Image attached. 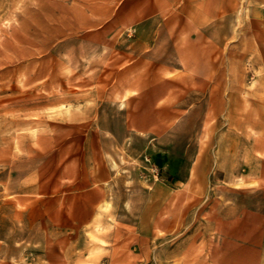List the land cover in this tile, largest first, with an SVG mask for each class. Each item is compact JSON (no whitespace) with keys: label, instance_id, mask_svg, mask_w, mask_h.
Listing matches in <instances>:
<instances>
[{"label":"rangeland","instance_id":"rangeland-1","mask_svg":"<svg viewBox=\"0 0 264 264\" xmlns=\"http://www.w3.org/2000/svg\"><path fill=\"white\" fill-rule=\"evenodd\" d=\"M206 262L264 264V0H0V264Z\"/></svg>","mask_w":264,"mask_h":264},{"label":"crops","instance_id":"crops-1","mask_svg":"<svg viewBox=\"0 0 264 264\" xmlns=\"http://www.w3.org/2000/svg\"><path fill=\"white\" fill-rule=\"evenodd\" d=\"M211 1H214V0H211ZM202 261V260H201ZM206 264H207V262H206Z\"/></svg>","mask_w":264,"mask_h":264},{"label":"bare ground","instance_id":"bare-ground-1","mask_svg":"<svg viewBox=\"0 0 264 264\" xmlns=\"http://www.w3.org/2000/svg\"><path fill=\"white\" fill-rule=\"evenodd\" d=\"M57 98V97H56ZM48 102H50V101H48Z\"/></svg>","mask_w":264,"mask_h":264}]
</instances>
